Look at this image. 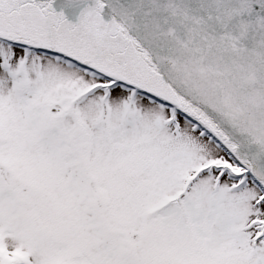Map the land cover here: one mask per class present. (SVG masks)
<instances>
[{"label":"snow or ice","instance_id":"snow-or-ice-1","mask_svg":"<svg viewBox=\"0 0 264 264\" xmlns=\"http://www.w3.org/2000/svg\"><path fill=\"white\" fill-rule=\"evenodd\" d=\"M0 264H264V0H0Z\"/></svg>","mask_w":264,"mask_h":264}]
</instances>
